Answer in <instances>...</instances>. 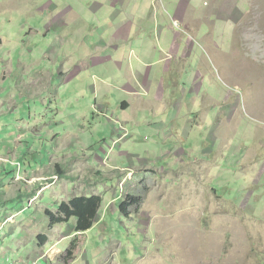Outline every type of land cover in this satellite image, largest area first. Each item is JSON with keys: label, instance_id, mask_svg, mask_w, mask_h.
<instances>
[{"label": "rangeland", "instance_id": "rangeland-1", "mask_svg": "<svg viewBox=\"0 0 264 264\" xmlns=\"http://www.w3.org/2000/svg\"><path fill=\"white\" fill-rule=\"evenodd\" d=\"M89 1L0 0V12H6L0 14V36H4V26L10 30L5 19L14 18L12 23H18L14 31L24 35L28 46L32 32L48 33L45 14L51 11L40 14L29 9L69 5L84 11ZM181 1L189 0H150L149 4L173 20L171 12ZM192 5L198 13L188 12L189 34L181 29L180 21L179 26L173 21L185 45L190 40L186 58L181 51L167 55L161 65L151 61L152 69L141 68L143 74L151 70L164 84L163 97L153 107L134 106L121 116L124 101L131 102V98L111 92L109 104L117 113L107 104L92 109L88 90L79 96L73 85L69 93L68 86L58 85L57 79L54 98L45 96L49 106L42 111L41 122L20 147L5 141L13 132L7 122L14 117L29 119L34 104L39 99L43 103L42 96H29L24 86L51 68L44 60L38 64L35 60L41 55L43 59L53 46L62 49L63 39L49 34L30 48L20 40V50L0 49V88L4 89L6 72L14 75L7 87L17 84L19 77L26 79L21 82L19 111L0 117V156H6L10 147L18 161L28 168L38 163L47 175L50 153L70 149V144L75 145L73 152L82 163L96 159L89 166L95 173L87 176L86 168L80 171L84 178L80 172L73 173L80 183L77 186L69 183L67 191L66 180L55 181L48 192L37 194L36 185L33 190L24 185L27 176L17 180L18 189L11 187L16 177L12 171L17 173L18 168L7 163L13 159L4 158L6 164L0 163V222L19 211L26 213L17 223L0 229V245H7V237L17 229L26 237L23 250L30 252L27 255L39 250L41 234L50 237L45 248L49 251L60 231L66 238L57 243L55 250L60 254L48 259V264H264V0H192ZM50 19L47 24L52 23L51 15ZM150 38L161 52L153 33ZM32 50H36L33 57ZM205 63L206 70L202 68ZM179 64L181 72L175 70ZM51 70L58 72L57 67ZM133 90L136 99L149 95L144 88L133 85ZM71 97L79 114L65 121L74 127H58V109L68 117L64 102ZM3 98L7 95L0 94ZM119 102L122 106L117 107ZM55 137L59 141L53 143ZM97 157H103L102 161ZM99 161L102 167L96 166ZM78 191L102 196L97 223L82 235L69 230L72 223L52 232L46 210L57 211L58 198ZM128 195L141 197V203L122 213ZM76 236L79 247L66 262V251ZM47 255H33L36 259L30 262L44 264Z\"/></svg>", "mask_w": 264, "mask_h": 264}, {"label": "crops", "instance_id": "crops-1", "mask_svg": "<svg viewBox=\"0 0 264 264\" xmlns=\"http://www.w3.org/2000/svg\"><path fill=\"white\" fill-rule=\"evenodd\" d=\"M149 1L150 0H90L87 3L88 7L85 8L84 11L70 8L69 5L61 7L54 6L47 10L37 7L29 9H35L36 12L40 14H45V11L51 10L48 12L50 14H45L48 16L46 21L48 33L43 35L42 32H39V34L32 32V34H30V44L39 45V38L47 37V35L50 34L63 39V48L57 49L53 46L51 52L44 55L43 59L41 55L38 61L35 60L37 64L44 60L45 64L51 65V68L45 70V72H40L38 75H34V78L31 79L28 86H24V91L28 92L29 96L32 97L38 98L42 96L43 103H40L41 100L39 99L37 103L34 104V107L31 108L29 119L21 118L22 120H19L14 117L12 121H8L7 126L13 129V132H9L6 135L5 141H8V143L12 145L19 144L17 147L22 146L26 142L27 138L31 135L33 126H38L41 122L42 111L49 106L48 97L45 99V96L49 94V97L54 98L56 94L55 83L57 79L58 85L62 86L64 84L68 86L67 91L71 90L73 85H77L75 94L79 96H82V92L88 90L92 94L90 100V108L92 109L94 105V109H96L99 105L107 104L109 108L114 111L115 107L110 105L108 100L111 92L121 94L124 99L127 95L131 98V102L124 101L123 106L120 102L118 103L117 107L122 106L124 109L122 112H119L121 116L122 113H126L134 106H137L138 109L153 107V105L157 103L155 102L156 99L158 100V97H163L164 84L160 83V78H157L154 73H150L151 70H149L147 74H143L141 68L142 66L151 67V61L161 65L165 61L167 55L179 53L181 51L182 54L183 52L185 53L184 58H186L190 40L189 43L185 45L186 40L183 39L182 33H178L177 30L173 28V21L175 20L176 24L177 21H180L181 29L183 26L182 30L184 33L189 34L188 31L191 30V23L188 19V12L192 13L195 11L194 13H198V11L196 7L192 5V0L181 1V3L177 4V8L174 9L175 11L171 12V15L174 17L172 20L165 13L157 12L155 8L149 4ZM0 14H6V12H0ZM50 15L52 17V23L47 24V22L51 20ZM5 21L7 23L6 26H9L10 30L7 32V28L4 26V36H0V49H6L10 46L11 48L20 50V40L23 41L26 48H30V44L27 46L25 43L26 40L24 39V35L21 36V33L18 34L14 31L15 26L18 24L12 23L15 19L8 18L5 19ZM201 31L202 30H200V33ZM89 33L95 35V38L90 40V35L85 39V43H82L83 37L87 36ZM151 33H153L156 40L160 42L161 52L154 42L155 39L151 40ZM159 34L161 38L158 36ZM15 35L19 36L14 37ZM9 36H12L15 45L9 40V38H11ZM32 38L35 40L32 41ZM182 43L185 45V50L182 47ZM75 47L77 49H74ZM78 48L83 49L81 53ZM35 51L36 50H32L29 53L30 56L33 57ZM58 54H62L64 58L57 56ZM156 55L157 57L153 59ZM160 55L162 56L161 59H159ZM192 55H195V53L193 52ZM190 59L191 57H189V60ZM180 64L179 68L175 67V70L179 69L181 72L182 69H180ZM55 67L58 68V72L56 70H51L55 69ZM203 67L204 70H206L208 65L205 63V65H202V68ZM36 73L37 72H35V74ZM13 77L14 75L12 73L8 74L6 72L3 78L4 89L0 88V94H6L7 98L0 100V117L10 116L11 114L15 115V113L19 111L17 107L21 106L18 101V99L23 97L21 93V82L26 79L19 77L17 84L14 82L13 85L7 87V83H10V79ZM133 85L137 88L149 90V95L140 99L132 97L131 93L134 91ZM52 87L55 90L51 89ZM68 92L71 93L70 91ZM102 97L104 98V102L100 101ZM64 105L65 112L70 113V115L67 117L58 109L59 112L55 120L58 121L56 126L67 129L70 126H74L71 125L69 121L65 120L67 118L71 120L75 119L76 115L79 114V110L75 108V102L72 101V97L70 100L64 102ZM106 107L101 108L105 110ZM116 110L114 111L115 113H117ZM105 113H107V108L103 114ZM82 127L84 133H86L87 130H85L86 127H84V124ZM56 137L53 143L59 141ZM37 139L42 140L39 137H37ZM74 147V144H70V149L59 150L57 153H50L52 162L48 168L50 171L48 175L43 174L39 170L38 163L37 167L34 164H30L28 168L27 164L18 161L19 158L11 154L13 152L10 147L6 150V156H0V160H2L0 163H4V158L13 159V162L8 161L7 163L10 162L13 167L15 166L18 168L17 173L14 172V170L12 171L16 175L13 181L14 183L11 184L12 188L18 189L19 184H17V180H24L22 176H27L28 179L27 181L24 180V185L30 188V190L36 185L37 187L34 191H36L37 194L48 192L56 182V184H58L63 180L67 182L66 188L68 191L69 183L75 186L80 184L75 175L79 173L82 168H84V170L85 168L89 170L87 176L93 172L95 173L92 167L89 166L95 164L96 159L95 162L89 161L82 163L73 152V150H75ZM101 153L103 154V152ZM103 157H105V154H103ZM103 157H97V159L102 161ZM101 161H99L96 166L102 167L103 164H100ZM53 168L55 173L51 174ZM74 172L76 173L75 175H73ZM80 176L84 178L83 172H80ZM78 196L91 197L93 195L82 194L79 191L73 194L67 192V196L58 198V201L55 198H52V200L54 203L57 201L58 207L61 202L69 201ZM25 213L26 211L22 210L10 215L4 221H1V232L10 222L17 223V219L25 215ZM99 215L100 212L98 214V219ZM70 223H72V225H70L69 230L75 231V221L72 220ZM70 223H68V225ZM57 226L50 227L49 224V228L52 232ZM47 237L48 240L42 246L39 245L38 241L39 250L37 252H32V254L27 255L30 252L23 250L26 244L24 233L17 229L14 230L13 234L7 237V245L5 242L0 245V264H28L31 263L30 260L33 259V255L36 257L41 256L44 252L48 253V255L50 254L49 256L47 255L44 261V264H48V259L53 260L56 256L54 252L56 249L55 246H57L58 242L64 240L66 235L59 231L58 236L56 235L53 237L57 239L58 242L53 244L49 251L45 249L50 242V237ZM36 257L34 259H36Z\"/></svg>", "mask_w": 264, "mask_h": 264}, {"label": "trees", "instance_id": "trees-1", "mask_svg": "<svg viewBox=\"0 0 264 264\" xmlns=\"http://www.w3.org/2000/svg\"><path fill=\"white\" fill-rule=\"evenodd\" d=\"M141 197L128 195L126 201L121 205V212L127 213L129 207H133L141 203ZM103 205V198L99 195L87 197L78 196L69 201L61 202L57 211L46 210V216L49 218L50 227L60 224H68L72 220L75 221V233L82 235L91 230L98 218V214ZM48 240L46 235H39V245L42 246ZM79 247V238L73 240L70 248L66 251L65 260L68 262L75 256V252Z\"/></svg>", "mask_w": 264, "mask_h": 264}, {"label": "built area", "instance_id": "built-area-1", "mask_svg": "<svg viewBox=\"0 0 264 264\" xmlns=\"http://www.w3.org/2000/svg\"><path fill=\"white\" fill-rule=\"evenodd\" d=\"M55 254H60V251H56L54 250ZM46 256V255H44ZM44 256L40 259V260H43ZM39 259V258H38ZM36 261V260H35ZM33 261V263H28V264H37V262Z\"/></svg>", "mask_w": 264, "mask_h": 264}]
</instances>
